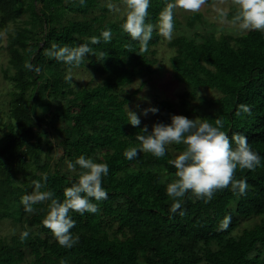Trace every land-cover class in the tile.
Returning <instances> with one entry per match:
<instances>
[{"label":"trees","instance_id":"16d2710c","mask_svg":"<svg viewBox=\"0 0 264 264\" xmlns=\"http://www.w3.org/2000/svg\"><path fill=\"white\" fill-rule=\"evenodd\" d=\"M173 2L150 0L145 22L154 25L166 4ZM97 8L99 13L94 12ZM107 11L99 0H0L2 28L25 13L31 16L30 26L23 22L7 38L8 62L14 71L7 68L3 73L13 84L14 95L9 101L12 120L0 134V217L22 220L27 214L24 220L39 227V232L33 233L21 224V234L11 235L9 241L0 237V264H61L67 259L70 264H264V32L216 35L209 31L199 33V39L179 34L167 41L174 48L170 69L184 89L177 103L154 101L152 107L158 112L152 113L153 124L170 123L174 114L194 119V113L210 123L221 118L222 130L229 138L237 133L246 136L261 158L254 171L236 170L235 179L247 181L245 195L229 186L206 203L189 192L183 198L185 215L181 216L170 212L173 200L166 193L167 184L175 178L172 152L167 148L162 158L143 151L131 160L124 156L128 148H140L136 135L145 127L141 123L132 126L125 107L140 86L122 97L116 92L143 71L153 70L155 49L151 46L160 36L154 28L148 51L140 52L139 41L122 29L125 14L113 20ZM69 12L82 18L66 19ZM234 13L232 7L228 17L233 19ZM196 16L190 15V24ZM106 29L112 33L107 43L101 36ZM93 37L100 42L92 44ZM52 44H88L95 55L88 54L84 66L99 74L100 81L77 88L69 84L65 79L68 66L45 55ZM26 62L40 71L26 69ZM200 87L217 90L220 95H199ZM51 100L57 101L51 119L73 120V127L48 130L52 122L38 114L37 108H48ZM241 105L248 106L251 114L237 116ZM72 106H76L75 112ZM196 106L206 109L200 112ZM152 125L147 126L149 132ZM55 131L60 134L58 141L50 136ZM54 146L74 163L83 155L109 167L102 180L107 199L91 201L100 210L83 215L70 212L75 221L71 232L79 237L71 248L60 246L43 225L50 202L33 205V213L25 211L21 203L24 195L34 192L33 182H43L45 176L46 189L60 201L64 189L78 179V166L77 174L71 176L57 166L50 170L48 162L42 161V155L48 158ZM175 146L179 150L184 147ZM98 149L102 150L100 156ZM134 162L138 166L130 169ZM146 162L157 169L147 167ZM160 171L166 173L164 180ZM18 174L21 178L17 180ZM100 215L109 217L110 222L95 223ZM226 216H231V223L221 231L219 225ZM249 216H258V221L235 233L239 219ZM24 231L29 232L27 238H22ZM24 244L32 256L28 261L23 260Z\"/></svg>","mask_w":264,"mask_h":264},{"label":"clouds","instance_id":"9594fccd","mask_svg":"<svg viewBox=\"0 0 264 264\" xmlns=\"http://www.w3.org/2000/svg\"><path fill=\"white\" fill-rule=\"evenodd\" d=\"M83 3V0H81ZM206 0H174L167 3L159 13L157 25L146 23L150 0H124L126 13L122 29L133 40L139 41L140 52L148 51L149 41L152 39L154 27L158 28L159 34L168 41H171L174 33V10L179 8L191 13L201 10ZM235 6V13L232 19L234 25H238L243 31L264 32V0H232ZM221 18L228 16L227 9H217ZM111 30L106 29L101 33L105 43L111 40ZM98 37L91 39L92 44L99 43ZM88 54L95 55L88 44L77 46H58L52 44L45 51L49 58L68 66L66 81L75 86L72 69L84 66ZM138 54V53H137ZM25 68L39 72L40 68L31 62L25 63ZM156 113L155 107L145 110ZM129 123L136 127L140 124L137 114L128 110ZM242 113L251 114V109L241 105L236 115ZM224 121L221 118L215 119L214 123L201 119H189L184 115L174 114L170 116V123L156 122L149 132L145 126L136 135L140 142V148H128L124 156L131 160L138 155L139 151L151 153L156 158H162L166 154L167 146L183 145V149L175 156L170 163L175 168V178L167 184L166 193L172 198L173 203L170 212L185 215L182 210L183 198L191 192L196 198L203 199L206 203L211 201L214 195L229 186L239 195L246 194L248 184L246 180H236V170L247 169L254 171L261 164L259 154L251 149L246 136L235 134L231 139L222 130ZM235 145V146H233ZM81 170L78 179L63 192V201L55 198L51 190L46 189L47 177L43 182L34 181L35 190L31 194L22 197L21 203L25 211L33 213L36 209L33 205L48 203V211L43 219V225L48 228L55 237L58 244L64 248H71L78 243L79 237L73 236L71 230L75 227V221L71 218L70 212H77L83 215L85 212L97 213L100 209L98 204L92 203L107 199L108 193L102 186L103 177L109 173L107 163L94 162L91 158L79 156L75 163L69 162L68 168ZM231 223V216H226L219 225V230H226ZM28 231L22 233V238H27Z\"/></svg>","mask_w":264,"mask_h":264},{"label":"rangeland","instance_id":"374dc122","mask_svg":"<svg viewBox=\"0 0 264 264\" xmlns=\"http://www.w3.org/2000/svg\"><path fill=\"white\" fill-rule=\"evenodd\" d=\"M102 5H106L108 7L107 17L109 19H119L121 18L127 11L126 6L124 4V0H99ZM235 6L232 4V0H206V3L202 6L201 10L197 12V16L195 21L190 24L189 17L191 12H187L182 9H175L174 14V33L173 36L179 34H185L189 37H194L199 39V33L204 32H213L216 35L220 33H230V34H242L245 31L241 30L238 25H234L232 23V18L226 17L221 18L217 9H227L230 10ZM100 8L94 9V12L99 13ZM65 18H82L80 14L77 13H67ZM31 16L29 13L23 14L19 19L15 21L8 22L5 28L0 26V134L3 129L5 123L11 121V117L9 115V101L14 94V86L12 82L7 80L4 77L3 71L5 69H9V72H13V68L9 65V54L7 51V38L9 33H13L15 28L20 25L23 26V22L25 25H31ZM158 21L154 24L157 25ZM158 34V28L154 27ZM159 41L156 45L151 46V48L155 49L154 54L151 55L153 58L151 63V68L153 70L143 71L138 76L133 77L130 83L123 85L121 88H118L116 92L120 97H122L125 93H130L136 88L140 86L139 91L133 95L130 100L125 104L126 110H131L135 114L138 115L140 123L144 126H151L153 124V114L152 112H148L147 115L144 114L145 110L152 108V105L155 100L158 99H169L173 102L177 103L179 100V96L182 94L184 89V84L177 79L174 78L172 71L169 66V57L174 52V48L170 47L167 43L168 40L163 38L159 34ZM87 61V60H86ZM68 72V68L66 69ZM73 77L75 79L74 83L76 88L79 85H94L100 81L101 76L94 72L91 68L87 66H80L79 68L72 69ZM199 95L206 96H218L220 93L217 90L210 89L209 87H200L198 89ZM57 101L51 100L48 108L46 105H40L37 108L38 114L45 115L47 120L52 122V124L48 127V130L52 132L54 130L53 126H63V127H73L74 121L67 119H60L53 121L51 119V110L55 107ZM65 102V100H64ZM66 105H70L71 102H65ZM196 109L200 112L206 109L204 106H196ZM76 106H72V112H75ZM208 110V108H207ZM194 119H200V117L193 113ZM50 136L58 141L60 138L59 132L55 131V133H50ZM167 148L172 152L174 158L181 151L176 148L175 144L167 146ZM102 150L98 149L99 156L101 155ZM48 162V166L50 170H53L55 166L61 169L68 175L74 176L77 174V168L75 170H71L68 168V163L74 161H70L67 155L63 152V150L54 146L48 158L42 155V161ZM42 163V162H41ZM38 165V167H40ZM138 165L134 163H130L129 168L134 169ZM147 167L156 166L150 164V162H146ZM161 180L165 179L166 173L160 171ZM21 178V175L18 174L17 180ZM172 180L169 181V183ZM11 201V200H9ZM27 214L24 215L22 220L13 219L8 216L0 217V237L10 240L11 235L21 234V224L25 226L30 232L37 233L39 232V227L31 226L27 223V220L24 218ZM258 216H249V217H241L239 219L238 228L234 231L235 233L241 232V230L245 227L252 226L256 221H258ZM106 223L110 222L109 217H103L102 215L96 218L95 223ZM106 221V222H105ZM107 224V223H106ZM111 226L115 227L116 222H111ZM42 234V232H40ZM45 235V234H43ZM22 248L25 250V255L23 260L28 261L32 259L31 254H29L27 245L24 244ZM143 260V258H141ZM61 264H70V260L67 259L64 263Z\"/></svg>","mask_w":264,"mask_h":264}]
</instances>
